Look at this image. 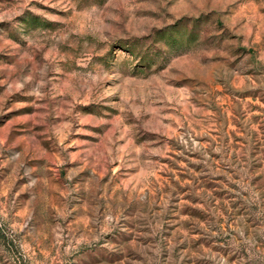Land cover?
Masks as SVG:
<instances>
[{"label":"rangeland","instance_id":"1","mask_svg":"<svg viewBox=\"0 0 264 264\" xmlns=\"http://www.w3.org/2000/svg\"><path fill=\"white\" fill-rule=\"evenodd\" d=\"M0 264H264V0H0Z\"/></svg>","mask_w":264,"mask_h":264}]
</instances>
